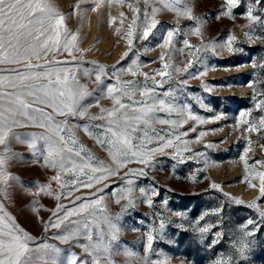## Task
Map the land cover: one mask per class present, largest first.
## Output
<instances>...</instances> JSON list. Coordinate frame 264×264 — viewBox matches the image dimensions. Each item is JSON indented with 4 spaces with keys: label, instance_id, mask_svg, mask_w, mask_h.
I'll return each mask as SVG.
<instances>
[{
    "label": "rangeland",
    "instance_id": "obj_1",
    "mask_svg": "<svg viewBox=\"0 0 264 264\" xmlns=\"http://www.w3.org/2000/svg\"><path fill=\"white\" fill-rule=\"evenodd\" d=\"M24 2H40L51 9L46 16L64 18L60 39L61 44L65 37L69 39V50L41 51L40 59L33 57L32 63L67 61L52 68L67 69L75 85L90 93L80 101L87 115L68 116L67 121L88 153L81 155L92 167H85L83 173L66 171L59 160L46 161L39 155L44 151L42 141L37 142L34 155L29 143L9 135L6 144L0 145V154L8 149L6 163L0 167V227L15 224L33 238L30 247L55 245L61 249L59 262L75 255L77 264H93L91 246L99 243L102 247L95 258L100 264H214L219 258L229 264H264V196L260 192V174L264 173V128L260 126L264 118L260 105L264 101V0H239L230 15H224L227 0ZM153 9H160L155 13L159 23L144 38L145 16L150 17ZM249 9L260 19H249ZM168 31L174 33L172 42L164 45ZM71 35L76 36L74 41ZM230 36L235 37L231 48ZM0 68L26 71L23 63ZM161 72L167 75L161 76ZM5 75L9 74L0 73V77ZM108 88L116 90L112 96H108ZM121 90L130 96H122ZM117 99L130 109L151 110L148 124L140 125L139 137L133 134V151L146 153L168 140L172 145L146 156L148 163H139L137 157L117 167L110 146H102L89 134L95 132L93 125L102 122L90 118L102 108L112 109ZM34 106L44 108L56 120L65 119L52 107ZM241 113L246 115L241 118ZM252 125L260 131H247ZM13 131L39 134L45 129L34 123ZM201 132L203 136L198 135ZM99 162L115 175L93 181L91 187L82 186L80 182L88 183L90 177L99 175L93 171ZM57 175L60 180H53ZM212 184L219 187L212 188ZM140 189L147 191L151 205ZM98 198L99 208L69 217L60 228L48 226L58 222L53 212L63 217L64 209H78ZM129 200L134 206L126 207ZM249 219L253 224H247ZM70 221L80 222L79 234L65 243L57 237ZM205 227L209 231L201 236L198 229ZM245 232L252 235L245 236ZM218 233V243L213 244ZM241 240L248 243L243 255L237 251ZM84 245L89 246L88 252Z\"/></svg>",
    "mask_w": 264,
    "mask_h": 264
},
{
    "label": "snow or ice",
    "instance_id": "obj_2",
    "mask_svg": "<svg viewBox=\"0 0 264 264\" xmlns=\"http://www.w3.org/2000/svg\"><path fill=\"white\" fill-rule=\"evenodd\" d=\"M239 0H227L228 12L224 15H230L231 10L237 6ZM160 9H153L151 16H145L146 26L142 31V36L147 38L156 25L159 23L155 19V13ZM51 9L40 2L25 3L24 0H0V65L2 64H24L25 72L17 68H0V73H8L0 77V88L5 90L0 91V145L6 144V141L11 135L12 139L26 142L30 144V149L34 155L37 154L36 145L38 141L43 142V152H39L46 161L53 158L59 160L61 168L66 171L75 173L77 169L83 173L85 167H92L88 160H85L81 155L82 152L88 155L86 150L79 145L75 139L72 129L68 126V116L87 115V109L82 108L80 101L86 96L90 95L85 89L75 85V78L68 74L67 69H54L53 64L67 63V61H48L45 64L32 63L33 57L37 60L40 59V52L45 54L52 52L59 53L60 51H68L70 41L65 37L64 43L61 44L60 27L63 25V16L53 20L51 16H46L50 13ZM247 16L253 21L260 18L254 16L251 9L247 11ZM135 24V21H133ZM197 34H199L197 30ZM129 37L132 36V31L128 33ZM173 31H168L166 38H164V45H169L172 42ZM76 39L75 35H71V40ZM234 36L228 38V47L231 48V42ZM131 43V39L129 40ZM185 44L188 42L185 40ZM163 59V57H161ZM168 67L167 64L164 65ZM130 71V70H129ZM161 76L167 75L165 72L160 73ZM97 81H100V76L97 75ZM12 89L11 91L7 89ZM113 88L107 89L108 96L114 93ZM122 96L128 97L130 93L121 90ZM146 95V93H143ZM133 103H137L133 101ZM142 103V102H141ZM163 104V101H160ZM34 105H46L57 110L60 116L65 117L64 120H56L50 112H47L42 107ZM264 106V101L260 102ZM124 110L121 112V110ZM150 109L137 110L129 108L127 105L117 99L112 109L102 108L99 115L92 116L91 120H99L101 123L95 124L92 127L95 132L89 134L102 146H110V156L112 161L115 162L117 167L124 165V162L136 160L145 164L148 163L146 156L152 155L156 151H163L164 148L172 145V141L168 140L163 144V147L149 149L146 153H139V150L133 151L135 145L133 144V134L139 137L143 131L140 125H147L151 119L149 112ZM243 118L246 113H241ZM191 119L197 120L198 117L191 116ZM220 119V117H217ZM203 122V121H201ZM248 123V121H243ZM37 123L39 127L44 128L45 131L39 134H21L14 132L16 127H26L31 124ZM160 123H167L161 120ZM261 128H264V118L260 120ZM87 130V129H86ZM195 131V129H191ZM247 131H260L255 125L250 126ZM147 135L146 132L143 133ZM198 135L203 136L201 132ZM71 145V146H70ZM264 147V146H262ZM74 148H79L74 151ZM8 149L5 148L4 153L0 154V167L5 163V155ZM81 161L77 164L76 161ZM94 172L99 175L89 178L88 183H83L84 187H91L92 182L102 181L107 175H115L112 168L99 162V167L93 168ZM86 175V174H85ZM262 177L260 192L264 196V173L260 174ZM53 180H60V176L52 177ZM6 184L7 181L5 180ZM219 187L212 184V188ZM131 191V189L129 190ZM141 195L144 196L146 202L151 205L152 200L148 198V193L145 189L139 190ZM153 194H156L153 190ZM77 199H82L77 197ZM119 202V201H117ZM236 203H244L243 201H235ZM166 203V202H165ZM100 199H96L92 204H82L78 209L67 210L64 209L63 217H59L57 212H53V216L57 218L58 222L50 223L48 226L53 228H60L69 217L78 215L82 212H88L90 208L97 209L100 207ZM128 206H134L132 200L128 201ZM255 207L256 205H251ZM59 208V206H58ZM177 215H182L177 213ZM264 216V212L261 213ZM79 221H70L69 227L65 228L63 235L57 237L67 243L69 240L74 239L79 234ZM248 225L253 224L249 219ZM84 228L87 229L89 224L85 220ZM247 225L244 226L246 229ZM201 236L209 231L208 228H199ZM245 236L252 235L251 232H245ZM220 234H217L212 241L213 244L218 243ZM89 240L92 236L88 235ZM33 238L25 233L15 224L4 223L0 227V264H77L78 258L73 255L65 262L58 261V254L61 249L55 245L49 244H36L30 247V241ZM152 242V236H148L149 247ZM85 251H89V246L84 245ZM92 247L91 254L93 256V264H100L99 260L95 257L99 255L101 244L97 243ZM248 250V243L241 240L237 251L243 255ZM107 251V249H104ZM80 264H86L80 261ZM214 264H229V261L224 258H219L214 261Z\"/></svg>",
    "mask_w": 264,
    "mask_h": 264
}]
</instances>
